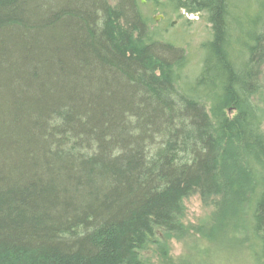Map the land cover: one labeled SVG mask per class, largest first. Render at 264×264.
<instances>
[{
  "label": "trees",
  "instance_id": "16d2710c",
  "mask_svg": "<svg viewBox=\"0 0 264 264\" xmlns=\"http://www.w3.org/2000/svg\"><path fill=\"white\" fill-rule=\"evenodd\" d=\"M149 1L210 23L194 78L141 0H0V264H137L194 192L264 264V0Z\"/></svg>",
  "mask_w": 264,
  "mask_h": 264
},
{
  "label": "rangeland",
  "instance_id": "374dc122",
  "mask_svg": "<svg viewBox=\"0 0 264 264\" xmlns=\"http://www.w3.org/2000/svg\"><path fill=\"white\" fill-rule=\"evenodd\" d=\"M142 4L143 11L151 20L149 26L156 35L184 50L186 62L182 74L188 78L197 76L204 52L202 45L210 38L211 25L206 21L204 13H190L171 4L160 3L154 9L149 0H144ZM160 14L165 15L164 21L160 19ZM171 21H174L173 25H170ZM260 80L261 92L255 98L264 108V67ZM182 207V216L179 218L181 229L174 232L157 231L138 250L137 264H256L251 253L232 245L213 243L207 251L208 241L191 229V226L198 224L214 210L209 199L205 200L194 192L182 201Z\"/></svg>",
  "mask_w": 264,
  "mask_h": 264
},
{
  "label": "flooded vegetation",
  "instance_id": "af4514ba",
  "mask_svg": "<svg viewBox=\"0 0 264 264\" xmlns=\"http://www.w3.org/2000/svg\"><path fill=\"white\" fill-rule=\"evenodd\" d=\"M141 3H142V1H141ZM183 10L186 11V12H190V11H188V10H186V9H183ZM190 13H191V12H190ZM192 13H199V12H192ZM159 16H160V19H161V20H163V21L165 20V15H164V14H160ZM153 19L156 20V18H153ZM173 22H174V21H171V22H170V25H173Z\"/></svg>",
  "mask_w": 264,
  "mask_h": 264
},
{
  "label": "water",
  "instance_id": "95a60500",
  "mask_svg": "<svg viewBox=\"0 0 264 264\" xmlns=\"http://www.w3.org/2000/svg\"><path fill=\"white\" fill-rule=\"evenodd\" d=\"M142 1V3L144 2V0H141Z\"/></svg>",
  "mask_w": 264,
  "mask_h": 264
}]
</instances>
